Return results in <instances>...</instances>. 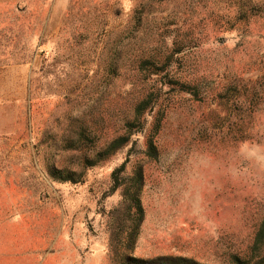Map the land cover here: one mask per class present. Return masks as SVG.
Returning a JSON list of instances; mask_svg holds the SVG:
<instances>
[{"label":"rangeland","instance_id":"obj_1","mask_svg":"<svg viewBox=\"0 0 264 264\" xmlns=\"http://www.w3.org/2000/svg\"><path fill=\"white\" fill-rule=\"evenodd\" d=\"M253 1L243 40L225 25L240 0H0V264H122L140 175L134 257L264 264L253 156L264 154V0ZM176 38L187 42L171 57ZM145 95L129 142L86 168Z\"/></svg>","mask_w":264,"mask_h":264},{"label":"trees","instance_id":"obj_2","mask_svg":"<svg viewBox=\"0 0 264 264\" xmlns=\"http://www.w3.org/2000/svg\"><path fill=\"white\" fill-rule=\"evenodd\" d=\"M240 4H242L237 12V16L235 20H232V22H226L225 25H228L230 29H237L236 31L242 36V39L244 40L246 38L245 33L250 28V20L251 18L257 16V14H254L256 5L254 4L253 0H240ZM260 11V10H259ZM223 26V22H220ZM223 28V27H222ZM178 38H176L173 42L174 46L179 47L177 50H174L170 55L171 57L174 56L176 53H178L183 43H186L187 41H177ZM194 40H197L196 38L189 43L196 44ZM176 51V52H175ZM164 58H154V59H146L142 58L139 61H141L142 65L151 64V66H154L155 63H162ZM151 71V69H150ZM154 74V72H152ZM181 81H183V85L185 87H191L192 85L195 87H198L197 82L194 80H190L188 76L183 77L181 76ZM152 105L150 96H144L143 99H141L138 104L135 107L134 110V118L133 119H127L124 123V133L116 136L115 139L111 140L105 147H102L101 150L97 153L96 157L94 159L86 158L85 167L90 168L97 165L99 162L105 160L106 158L112 156L114 153H116L119 149L123 148L128 142H129V136L132 135L134 127L137 122L141 121L142 116L145 115L146 109ZM157 130V127H156ZM82 133L79 134V145L77 150H81L84 148V144L82 143ZM95 142V141H94ZM93 142V143H94ZM148 150L147 155L151 158H156L158 155L157 146L153 140V138H150L147 140ZM126 169V164L123 163L119 168L115 169L112 173V179H113V191L119 189L122 185L121 182V173L124 172ZM53 176L56 179H59L61 181H71L76 182V178L74 177V174L70 173L69 171L64 170H53L52 171ZM143 186V176L140 175L138 178L137 183V190L134 194H132V202L135 205V217L133 220L134 228L129 234V237H127V241L130 244V248L126 251V254L124 255V258L122 260V264H204L201 263L193 258L185 257V256H173V255H166V256H157L154 258L149 259H143V258H137L132 255V248L131 246L135 242L138 234L139 227L144 219V208L142 207L141 200L139 198L140 190ZM264 245V220L262 221L259 231L256 235L255 239V250L259 251L262 249V246ZM253 259V258H252ZM231 264H260L259 262H254V259L251 260L247 258V256H242L239 254H234L232 256Z\"/></svg>","mask_w":264,"mask_h":264},{"label":"clouds","instance_id":"obj_3","mask_svg":"<svg viewBox=\"0 0 264 264\" xmlns=\"http://www.w3.org/2000/svg\"><path fill=\"white\" fill-rule=\"evenodd\" d=\"M253 156L256 157V163L259 167L264 170V154H257L253 152Z\"/></svg>","mask_w":264,"mask_h":264}]
</instances>
